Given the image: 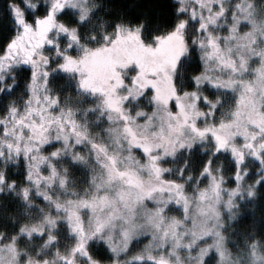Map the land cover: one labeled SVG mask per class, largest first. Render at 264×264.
<instances>
[{
    "label": "snow or ice",
    "instance_id": "1",
    "mask_svg": "<svg viewBox=\"0 0 264 264\" xmlns=\"http://www.w3.org/2000/svg\"><path fill=\"white\" fill-rule=\"evenodd\" d=\"M249 3L250 0H239L234 5L223 43L221 34L209 28L227 11L222 0H176L174 19L165 30L153 31L145 39L143 21L116 22L110 31L102 33L98 43L89 44L81 37L79 27L90 15L85 0H50L38 15H33L39 7L38 0H5L14 30L0 45V69L20 63L30 67L25 77L29 93L26 107L23 111L9 107L11 121L6 115L0 116V128L7 137L0 139V145H6L10 154L22 152L25 179L57 210L63 211L68 230L75 235L69 253H58L68 264H76L72 253L77 250L86 257L87 264H122L116 257L131 247L133 237L145 234L141 250L129 260L147 257L154 264H173L163 253L154 255L151 249L169 243L168 252L172 253L181 244L190 247L211 234L210 243L196 252L194 264H204L210 248L219 256L217 264H225L228 252L223 234L216 227L220 216L217 204L223 199L224 206L231 208L234 195L241 192L249 170L245 166L246 152L264 168V47H253L260 25L252 19ZM65 5L78 9L74 21L57 15ZM243 21L250 26L245 27ZM260 34L264 36V31ZM89 39L96 41L95 34H90ZM45 43L54 55L44 52ZM193 46L198 51L199 64L188 71L185 80L182 63ZM251 57L258 62L250 68ZM56 69L74 72L77 88L97 97L100 110H107L109 121H120L107 131L117 146L126 149L123 154L117 149L110 152L103 143L93 140L71 109L49 110L50 106L59 105L58 95L47 91L49 74ZM205 82L212 88L233 92L227 108L219 93L205 91ZM11 86L10 83L8 87ZM145 94L151 101L150 111L137 108L132 113L125 107L130 101L139 102ZM50 128L56 130L55 136L49 135ZM51 140L57 143L51 145ZM84 140L93 149L100 167L90 177L92 188L77 194L67 185V168H57L55 160L67 149L73 162L88 165L87 154L73 151V144ZM200 140L210 143V151L200 160L197 177L208 179L193 195L185 190L183 182L165 176L170 170L162 160ZM224 149L232 158L226 197L222 192L226 181L222 162L217 164L213 159ZM45 164L47 171L42 169ZM186 164L187 160L178 175L184 176ZM54 179L73 196L53 199L39 186L41 181L51 185ZM260 180V176L255 177L253 184ZM3 182L9 187L14 183L0 172V183ZM29 187L26 184L20 188L26 200ZM247 194L253 195L252 186L247 188ZM170 203L179 206V214L170 213ZM82 208L88 210L87 225ZM190 208L193 211L189 224ZM57 218L44 212L42 218L22 224L19 230L40 233L45 222L51 227ZM186 234H190V239H184ZM93 236L103 240L109 259L89 251L88 241ZM55 238L49 231L44 242ZM0 248L7 249V253L0 254L8 256L4 264H16L12 241ZM24 264L48 261L29 258ZM175 264H181L179 258Z\"/></svg>",
    "mask_w": 264,
    "mask_h": 264
},
{
    "label": "rangeland",
    "instance_id": "2",
    "mask_svg": "<svg viewBox=\"0 0 264 264\" xmlns=\"http://www.w3.org/2000/svg\"><path fill=\"white\" fill-rule=\"evenodd\" d=\"M38 2L39 4H42L43 7L45 6L47 7L50 0H38ZM222 2L224 3L227 11L224 15L217 18V22L215 25L210 24L209 28L214 33L221 34V42L223 43V35L227 32L226 24L231 22V14L234 10V5L236 3H239V0H222ZM85 3L90 9V15L85 21L81 22V24L79 25L81 26L80 34L83 40H85L89 44L97 43V40L92 41L89 39L90 34L94 31L105 32V31H110L111 29L108 27L107 25L108 23L106 24L104 21L105 17L101 16L102 3L100 2V0H85ZM249 7L251 10L252 19H254L258 25H260V31L256 33L257 39L254 42L253 47H264V36H261L260 34L261 31H264V0H250ZM236 11L238 12V10ZM62 12H65L64 17L76 19L78 9L73 8L70 5H65L62 9L58 10L57 15L60 16V13ZM242 23L244 24L245 27L250 26L246 21H243ZM59 35H63V34H59ZM52 38L54 40L57 38L55 29L52 30ZM97 38L100 41L101 36H98ZM147 38L148 36H145V39ZM42 47L44 51H47L48 48H51L50 46L47 45V43H45ZM75 51L76 49L74 47V54ZM196 52L198 53V51ZM257 62L258 60L255 57H251L250 68L251 66H254ZM20 64H10L8 68L12 65H20ZM5 70L6 69H0V74ZM66 74L70 75L69 72ZM250 76H251V71H249L248 73V77ZM78 90H79V94L70 95L67 94V91L65 90L58 92L56 89L54 90V88L48 87L47 91L50 94H56L59 97V105L50 106L49 110H51L52 112H57L59 111L60 107H63L65 109H71L72 115L79 121V124L81 126L87 129L88 135L93 140H95L98 143H103L110 152L113 149H117L120 150L123 154V152L126 149L117 146L112 138V135L107 131L108 127L115 126L116 124L120 123V121L117 120L109 121L107 118V110L104 111L100 110L97 97L94 94H91L87 91H83L80 89ZM208 90H211L212 94L219 93L223 97V104L225 108L228 107L234 96L233 92L229 90L221 89L218 87L212 88L211 85H208L207 82H205V91ZM54 107L56 109H54ZM125 107L132 113H135L137 108H143L145 110L150 111L151 101L148 98L147 94H145L139 100V102L130 101L125 105ZM261 107H264V105H261ZM24 109L25 108L22 106L20 107L19 110L23 111ZM220 115L221 112L218 110L217 117H219ZM33 116H35V114H33ZM200 123H204V121L201 120ZM26 131L27 130L25 129V132ZM55 131L54 132L50 131L49 135L55 136ZM51 141H53L54 145L57 143L56 140H51ZM69 142L70 143L72 142L71 137ZM124 143L125 142L123 141V139H121V144L123 145ZM73 151H80L82 154H87L88 165L81 164L79 162H73L70 159L67 149H65L64 153H62L60 157L55 160V164L57 168H60L61 170H63V167L67 168V172H66V175L68 177L67 185L69 188L75 189L76 193L79 194L83 192L85 188L89 190L92 188V184L90 183V177L94 172L99 170L100 166L97 164L93 154V149H91L87 140H84L78 144H73ZM181 151L184 153H190L192 151H195V154L194 155L192 154L194 159H196L197 156H199L198 152L203 153L205 154V156H207L210 151V143L204 140L195 141L191 148L179 149L176 152V154L181 153ZM15 155L17 156L21 154L15 153ZM245 155H246V160L252 159L258 161L256 157L251 156L247 152ZM174 156H166L162 160L163 165L170 170L165 172V176L174 177L177 180L183 182L185 184V190L194 195L198 187H202L207 184L208 178L205 176L202 179H198L197 168H195L194 166H189L192 171L190 176H187V174H185L184 176L178 175V170L181 166H178L177 173L175 174V171H173L174 167L172 166V164H170ZM213 159L217 164L222 162V170L224 175L226 176V181L224 183V188H222V192L224 197H226L227 192L225 189L231 184V177L228 176L232 161L230 152L227 149L220 150L214 156ZM258 163L257 165L255 164L256 168H253V174H254L253 179L251 180V182H249L251 184L248 183L249 177L247 176L249 172L245 173V180L244 183L241 185V192L236 193L234 195L233 197L234 203L232 204L231 208H227L224 206L223 199H221L217 204V207L220 211V216L217 218L216 227L223 234L224 245L228 252V259L225 262V264H264V247L259 245H252L251 249L245 252V254L233 255L232 253L229 252L228 247L226 245V232H224L227 217L229 220H231L236 214V208H234L236 200L238 198H242L243 196H248L247 188L249 186H252V188L254 187V184H252V182L255 179V177L260 176L261 179L264 177V168H261L260 164ZM42 169L44 171H47L46 164L42 165ZM3 183H0V189H2V187L8 186V184L4 186ZM41 183H43L44 185H41ZM20 184L21 185H18L19 189L23 185L26 184L30 185L28 199L27 200L24 199L21 193V197H19L20 202L19 205L17 206V210L20 212L23 219L21 220L22 221L21 224H19L17 232L13 234L11 237H8V239H4V240L2 239V241L0 240V245H6L9 241H12V243L15 245L16 248V264H24V262L29 258L35 260H47L48 264H68V261L62 259L61 255H58V253L62 255H67L69 253V250L74 243L75 235L74 233L68 230L66 221L63 218L64 216L63 211L57 210L54 204L51 201L46 200L41 193H38L36 191V186L33 185L31 181L26 180L25 177L22 179ZM46 185L47 184L41 181L39 186L42 189H45L53 197V199L59 198L63 200L67 197L73 196L72 192L66 191L65 188H62L59 185L58 181H56L55 179L53 180V183L51 185H47V186ZM166 194L167 193L165 192V195ZM169 210L170 213L175 212L176 214H179V206H175L170 203ZM80 211L82 216L84 217L85 224L87 225L88 210L86 208H82L80 209ZM192 211L193 209L190 208L189 209L190 216L188 220L189 224L191 223ZM44 212H48L58 217L53 226L49 227V225L45 222L43 225L44 231L40 233L32 232L31 234H29L19 230L22 224L27 225L42 218ZM209 223H211V221H209ZM49 231H51L56 238L54 240H49L47 241V243H45L44 238L46 237ZM145 236L146 234L140 236L139 238L133 237L131 242V247L126 252L120 253L116 257V259L121 261L122 264L129 263L132 261H138L135 259L129 260L128 257L131 256L134 252L141 250L142 245L145 242ZM13 237H15V239H13ZM0 238H4V237L0 236ZM64 238H70L69 242L66 243L64 241L65 240ZM184 239H190V234H186ZM211 239H212L211 234H206L205 237L199 238L198 241L190 247L185 246L184 244L177 246L175 252L172 253L168 252V247L171 246L169 243H166L163 247H154L151 249V251L153 252L154 255H160L161 253H163L171 261H173V264H175L177 258H179L181 264H194V261L196 259V252L198 251V249L202 247L204 244L210 243ZM91 242L102 244L105 247L103 240L98 239L96 236L90 238L88 244ZM100 252L104 254L102 250ZM5 253H7V249L0 248V254H5ZM72 256L76 264H87L86 257H84L83 253H81L79 250H77L75 253H72ZM7 259H8L7 255H0V264H4V262L7 261ZM142 260L149 261L154 264V261L149 260L147 257H144ZM218 260H219V256L216 254L213 248H210L209 252L206 254L204 258V264H217Z\"/></svg>",
    "mask_w": 264,
    "mask_h": 264
},
{
    "label": "trees",
    "instance_id": "3",
    "mask_svg": "<svg viewBox=\"0 0 264 264\" xmlns=\"http://www.w3.org/2000/svg\"><path fill=\"white\" fill-rule=\"evenodd\" d=\"M100 2L102 3L101 16L105 17L104 21L106 24L108 23L107 25L110 29L116 22L139 24V22L143 21L144 36H149L153 31L165 30L172 23L175 16L174 5L176 4V0H100ZM45 8L46 6L43 7L42 4H39L33 15H38ZM62 13H60L59 18L69 21L75 20V18L64 17L65 12ZM79 27L81 30V26ZM13 30L14 23L8 9L5 7V0H0V45L3 44ZM93 33L98 43L97 37L101 36L103 32L94 31L91 34ZM196 51L197 49L193 46L190 55L182 63L185 80L187 79L188 71L199 64L198 53ZM44 52L54 55L52 48H48ZM29 67V65L23 63L12 65L0 74V77H2L0 79V116L6 115L9 121L12 119V114L8 112L9 107H15L19 110L20 107L23 106L25 108L26 106L28 90L26 88L25 77L27 76ZM66 73L68 72L59 69L50 72L48 87L54 88L58 92L65 90L70 95L79 94V90L75 84L76 74L69 72L70 75H67ZM10 83L12 86L9 88L8 85ZM54 109L56 108L54 107ZM2 130L0 128V133L2 132L0 139H5L7 137ZM50 131L54 132L55 129L50 128ZM50 144L54 145L53 141H50ZM45 150H48L47 147ZM8 151L9 149L6 145H0V152H2L0 154V172L4 173L7 180L14 181L12 187L7 186L0 189V236L4 237L0 238L1 241L15 234L23 219L17 210V206L20 202L19 197H21L18 185H21L20 183L25 177L24 157L22 152L19 153L21 155L16 156L15 154H10V152L8 153ZM192 154L194 155L195 151L190 153L181 151V153L174 156L170 164L174 167L173 171H175V174L177 173L178 166H181L185 160H187V164L184 165V173L187 176H189V173H192L189 166L198 168L199 162L205 157V154L198 152L199 156L196 159H194ZM257 163L258 161L252 159L245 162V166L249 169L247 176L249 177L248 183L253 179V168H256ZM3 185H7V182H4ZM41 185L44 184L41 183ZM234 208H236V214L231 220L227 217L224 228V232H226V245L229 252L233 255H243L251 249L252 245L264 247V177L259 183L254 184L253 195L238 198ZM64 239L66 243L70 240V238ZM88 248L95 256L103 257L105 260L110 258V254L102 244L91 242L88 244ZM101 250L104 254L100 252ZM124 264L153 263L140 260Z\"/></svg>",
    "mask_w": 264,
    "mask_h": 264
},
{
    "label": "flooded vegetation",
    "instance_id": "4",
    "mask_svg": "<svg viewBox=\"0 0 264 264\" xmlns=\"http://www.w3.org/2000/svg\"><path fill=\"white\" fill-rule=\"evenodd\" d=\"M131 67V66H130Z\"/></svg>",
    "mask_w": 264,
    "mask_h": 264
}]
</instances>
